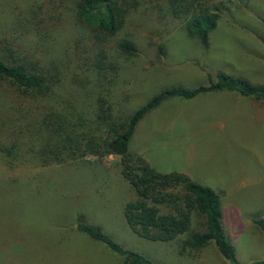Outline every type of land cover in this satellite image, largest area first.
<instances>
[{
    "label": "rangeland",
    "instance_id": "rangeland-1",
    "mask_svg": "<svg viewBox=\"0 0 264 264\" xmlns=\"http://www.w3.org/2000/svg\"><path fill=\"white\" fill-rule=\"evenodd\" d=\"M28 1L0 0V46L4 53L19 48L30 58L33 46L47 68L80 30L29 29ZM35 1L50 7L48 0ZM224 2L206 47L184 25L163 30L138 18L139 54L117 59L122 68L111 92L116 112L129 115L165 88L207 85L219 71L264 84V0ZM41 130L25 132L18 151L34 154L44 139ZM129 151L157 171L185 173L221 193L222 224L236 262L224 259L213 244L182 257L176 241L137 236L123 214L135 192L120 175L119 158L109 155L98 163L91 158L95 162L13 170L0 161V264H121V256L77 228L82 221L159 264H249L264 257V234L254 222L264 215V99L229 90L170 97L138 122ZM192 220L200 218L193 213Z\"/></svg>",
    "mask_w": 264,
    "mask_h": 264
},
{
    "label": "trees",
    "instance_id": "trees-1",
    "mask_svg": "<svg viewBox=\"0 0 264 264\" xmlns=\"http://www.w3.org/2000/svg\"><path fill=\"white\" fill-rule=\"evenodd\" d=\"M48 1L50 7L28 1L25 11L32 15L28 23L33 22L29 29L55 31L71 25L80 31L69 46H60L63 48L47 68L37 61L33 46L28 47L31 58L11 46L14 51L7 47L9 52L4 53L0 46L2 164L13 170L95 162L91 158L98 163L109 155L117 156L120 175L135 192L125 203L123 214L137 236L156 242L176 241L182 257H194L213 244L224 259L236 262L235 247L222 224L221 193L185 173L157 171L142 156L129 151V141L138 122L165 99H191L208 91L229 90L259 100L264 99V84L219 71L214 80L209 77L207 85L165 88L129 115L116 112L111 101L122 68L117 59L139 54L140 16L163 30L184 25L206 47L227 0ZM83 52L85 58H81ZM32 128H43L44 139L34 154L24 155L18 145ZM193 213L195 219L200 218L198 223H193ZM254 222L264 234V215L255 217ZM77 228L121 256V264H159L124 249L98 225L82 221ZM249 264H264V257Z\"/></svg>",
    "mask_w": 264,
    "mask_h": 264
}]
</instances>
